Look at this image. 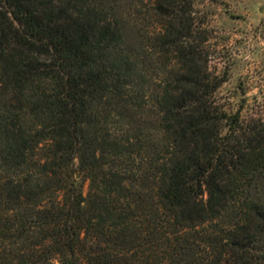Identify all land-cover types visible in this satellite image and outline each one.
Listing matches in <instances>:
<instances>
[{
  "label": "trees",
  "instance_id": "1",
  "mask_svg": "<svg viewBox=\"0 0 264 264\" xmlns=\"http://www.w3.org/2000/svg\"><path fill=\"white\" fill-rule=\"evenodd\" d=\"M194 3L0 0V264H264V118Z\"/></svg>",
  "mask_w": 264,
  "mask_h": 264
},
{
  "label": "rangeland",
  "instance_id": "2",
  "mask_svg": "<svg viewBox=\"0 0 264 264\" xmlns=\"http://www.w3.org/2000/svg\"><path fill=\"white\" fill-rule=\"evenodd\" d=\"M147 4L141 20L153 29ZM193 14L206 72L211 80H224L211 95L213 105L232 113L241 109L248 121L264 118V0H195Z\"/></svg>",
  "mask_w": 264,
  "mask_h": 264
}]
</instances>
